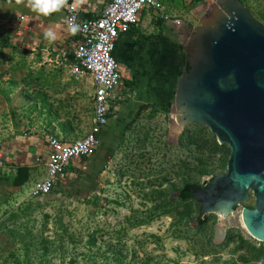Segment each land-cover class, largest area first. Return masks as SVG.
<instances>
[{
    "label": "rangeland",
    "instance_id": "obj_1",
    "mask_svg": "<svg viewBox=\"0 0 264 264\" xmlns=\"http://www.w3.org/2000/svg\"><path fill=\"white\" fill-rule=\"evenodd\" d=\"M192 2L168 0L166 7L183 24L200 25L207 7ZM244 3L264 23L263 0ZM183 30L173 34L175 66L185 56L179 46L187 44ZM4 35L0 30V40ZM180 65L164 101H140L136 110L131 105L118 133L108 140L103 134L110 153L95 175H68L50 194L32 197L40 163L16 165L0 157V264H264V240L241 219L244 206H255L252 191L234 213H209L203 224L197 223L199 202L177 195L186 183L203 187L225 173L231 153L207 125L171 130ZM68 66L64 54L47 59L10 41L0 45V154L18 135L85 134L93 87ZM140 74L137 80L146 76ZM216 227L227 231L220 243Z\"/></svg>",
    "mask_w": 264,
    "mask_h": 264
},
{
    "label": "water",
    "instance_id": "obj_2",
    "mask_svg": "<svg viewBox=\"0 0 264 264\" xmlns=\"http://www.w3.org/2000/svg\"><path fill=\"white\" fill-rule=\"evenodd\" d=\"M181 28L188 68L176 83L171 130L204 124L231 147L227 171L192 189L198 218L232 214L252 191L255 206H244L241 219L264 240V23L241 0H216L200 25ZM226 232L216 227V242Z\"/></svg>",
    "mask_w": 264,
    "mask_h": 264
},
{
    "label": "crops",
    "instance_id": "obj_3",
    "mask_svg": "<svg viewBox=\"0 0 264 264\" xmlns=\"http://www.w3.org/2000/svg\"><path fill=\"white\" fill-rule=\"evenodd\" d=\"M76 1L83 9L82 14L85 18L99 15L104 5V0ZM160 1L163 2L166 12H169L168 7H166V1L168 0ZM66 13L67 9L63 8L59 12L43 16L32 11L27 5V0H21V2H18V0H0V30L8 35L11 44L22 50H36V53L47 59L53 56L59 57L68 51V43L73 38L66 24ZM169 14L171 15L170 19H163L157 16V10L145 8L140 13L138 25L120 36L115 53H117L119 61L128 73L124 80L132 81L133 84L126 87V98L120 103L116 112L121 111L119 119L115 121L111 119V127L109 126L108 131H105L103 139L108 140L109 136H114L118 133L120 120L126 116V109L131 105H134L136 110L140 101L148 102L150 99H156V101L162 102L173 89L172 80L170 79L171 77L177 79L179 74L177 68L180 65H173L174 61H176L174 57H176L177 46L174 43L173 34L180 31L184 22L180 19L181 22L178 24L174 15L170 12ZM22 15L24 18H21ZM158 20L160 21L159 24L156 22ZM48 30L55 32L56 39L54 41L45 39L44 33ZM172 37L173 39H170ZM179 46L181 53L185 55L184 58L182 56V66L180 65L184 69L187 64L186 54L181 47V43ZM68 67L70 70V66ZM147 67H151L153 73L149 70L148 74H145L144 68ZM142 71H144L143 74ZM139 73L146 76L137 80L134 75ZM78 78H81V80L83 78L89 79L94 90L93 79L89 74L78 75ZM131 95H134L132 97L133 100L131 99L127 102L126 99ZM92 116L93 101L91 120ZM50 135H18L8 141V149L4 152L5 154L1 153L0 157L7 162H14L16 165L31 166L33 163H36V165L40 163L41 176L40 174L39 176L41 179L46 170L44 161L46 151L49 148L48 139ZM57 136L65 139L62 135ZM106 145V142L101 143L95 155L91 157L87 156L72 160L67 167L69 177L73 178L80 174L92 176L99 172L100 167L106 162L110 153L109 147L106 149ZM40 153L44 158H42L41 162H37L36 158Z\"/></svg>",
    "mask_w": 264,
    "mask_h": 264
},
{
    "label": "built area",
    "instance_id": "obj_4",
    "mask_svg": "<svg viewBox=\"0 0 264 264\" xmlns=\"http://www.w3.org/2000/svg\"><path fill=\"white\" fill-rule=\"evenodd\" d=\"M216 0H203L208 7ZM244 2V0H241ZM67 18H74L80 25L79 31L70 34L64 56L69 59L72 74H89L93 79V116L85 134L76 139H63L51 134L45 154V174L36 180L29 191L32 197L50 194L56 185L68 177L67 167L74 159L93 155L102 143V136L110 126L112 116L126 98L124 79L128 75L117 59L115 49L120 36L138 25L140 13L145 8L158 11V17L170 19L160 0H104L99 15L85 18L83 9L76 0H67ZM21 18H24L23 15ZM176 22L179 24L180 19ZM44 156L40 153L37 162Z\"/></svg>",
    "mask_w": 264,
    "mask_h": 264
},
{
    "label": "clouds",
    "instance_id": "obj_5",
    "mask_svg": "<svg viewBox=\"0 0 264 264\" xmlns=\"http://www.w3.org/2000/svg\"><path fill=\"white\" fill-rule=\"evenodd\" d=\"M18 2H21V0H18ZM27 5L32 11L43 16H49L61 11L67 5V0H27ZM67 23L71 33L75 34L79 31L80 25L74 22V18H67ZM44 37L47 40L54 41L56 34L52 30H48L44 33Z\"/></svg>",
    "mask_w": 264,
    "mask_h": 264
},
{
    "label": "trees",
    "instance_id": "obj_6",
    "mask_svg": "<svg viewBox=\"0 0 264 264\" xmlns=\"http://www.w3.org/2000/svg\"><path fill=\"white\" fill-rule=\"evenodd\" d=\"M203 0H193L192 3H194L195 5L197 4H200ZM9 43V37L8 35H4L2 36V39L0 40V45H7ZM188 67V64L186 66V68ZM124 83L127 85V86H132V81H129V80H124ZM198 187H201L200 185L198 184H195V183H186L184 184V186L180 189V197L183 198V199H188V198H194V195L192 193V189L193 188H198ZM199 222L200 224H203L206 222V219H199Z\"/></svg>",
    "mask_w": 264,
    "mask_h": 264
},
{
    "label": "flooded vegetation",
    "instance_id": "obj_7",
    "mask_svg": "<svg viewBox=\"0 0 264 264\" xmlns=\"http://www.w3.org/2000/svg\"><path fill=\"white\" fill-rule=\"evenodd\" d=\"M183 33H185L184 30H183ZM187 43H188V38H187ZM183 46H186V44L183 43L181 47L183 48ZM186 66H187V64H186ZM186 66L184 67L183 71L186 70V69L188 68V67L186 68ZM110 124H111V122H110ZM110 127H111V126H110ZM108 129H109V127H108ZM107 131H108V130H107ZM109 132H110V131H109ZM177 195L180 197V191L178 192ZM204 218H205V217H204ZM204 218H203V219H204ZM214 237H215V241H216L217 236H216L215 231H214ZM226 237H227V232H226ZM226 237L224 238V240L226 239ZM224 240H223V241H224Z\"/></svg>",
    "mask_w": 264,
    "mask_h": 264
}]
</instances>
